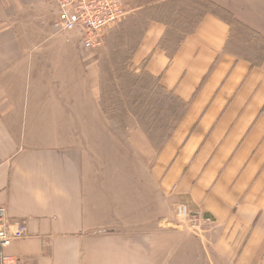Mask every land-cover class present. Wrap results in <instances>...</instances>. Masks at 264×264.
Listing matches in <instances>:
<instances>
[{
	"label": "crops",
	"instance_id": "crops-1",
	"mask_svg": "<svg viewBox=\"0 0 264 264\" xmlns=\"http://www.w3.org/2000/svg\"><path fill=\"white\" fill-rule=\"evenodd\" d=\"M46 1L0 0V207L11 230L26 229L6 254L20 264H264V0H209L234 22L205 14L173 53L161 47L165 23L149 24L133 62L179 118L160 150L134 130L136 170L112 178L89 160L91 133L110 129L96 51L57 32V17L43 20L34 6ZM239 29L251 55L235 45ZM178 204L209 227L176 224Z\"/></svg>",
	"mask_w": 264,
	"mask_h": 264
},
{
	"label": "rangeland",
	"instance_id": "rangeland-1",
	"mask_svg": "<svg viewBox=\"0 0 264 264\" xmlns=\"http://www.w3.org/2000/svg\"><path fill=\"white\" fill-rule=\"evenodd\" d=\"M54 1L47 0L34 6L36 10H40L43 20L56 19ZM158 1L161 0H124L125 17L107 31L104 45L94 52V59L98 60L101 104L103 103V110L108 115L110 129L102 135L101 132L91 133L95 152L89 160L95 161L90 167L99 171L102 165L106 166L105 172L110 178L117 177L119 170L125 174L136 170L133 160L135 151L130 143L134 130H141L155 148L160 150L179 118L176 106L170 109L172 114H167V106L170 103V106H174L173 102L166 100L155 81L148 74L137 71L139 67H135L133 62L134 53L149 24L155 20L165 23L167 32L161 47L168 53H173L205 14L216 13L230 23L234 22L232 15L217 9L209 0H167L155 4ZM238 37L240 44H235L237 48L251 55V46L245 41L252 39L242 29L238 30ZM54 42L59 45L66 43L65 38ZM87 52L91 53V50ZM174 213L175 216L176 211ZM176 224L189 231L178 219Z\"/></svg>",
	"mask_w": 264,
	"mask_h": 264
},
{
	"label": "built area",
	"instance_id": "built-area-1",
	"mask_svg": "<svg viewBox=\"0 0 264 264\" xmlns=\"http://www.w3.org/2000/svg\"><path fill=\"white\" fill-rule=\"evenodd\" d=\"M58 32L75 34L85 50L97 51L104 45L107 31L126 15L123 0H55ZM176 218L192 233L204 232L211 219L192 212L186 204L175 207ZM26 229L11 230L4 207H0V264H20L6 254L13 241L22 239Z\"/></svg>",
	"mask_w": 264,
	"mask_h": 264
}]
</instances>
